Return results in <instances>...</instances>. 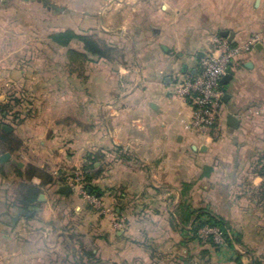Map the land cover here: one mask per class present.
Instances as JSON below:
<instances>
[{"label": "crops", "instance_id": "obj_1", "mask_svg": "<svg viewBox=\"0 0 264 264\" xmlns=\"http://www.w3.org/2000/svg\"><path fill=\"white\" fill-rule=\"evenodd\" d=\"M95 2L96 27L116 26L127 41L124 61L93 57L78 66L65 46L46 65L37 50L3 56L7 85L53 92L56 104L41 109L35 101L10 126L18 141L0 152L12 154L0 163V214L21 209L10 206L21 179L15 166L28 164L52 175L88 167L98 202L33 177L44 199L14 225L0 216V264L264 263V40L233 62L221 85L220 139L198 133L192 104L178 95L215 37L228 31L237 42L264 32V0ZM202 211L223 218L239 238L229 251L191 237Z\"/></svg>", "mask_w": 264, "mask_h": 264}, {"label": "rangeland", "instance_id": "obj_2", "mask_svg": "<svg viewBox=\"0 0 264 264\" xmlns=\"http://www.w3.org/2000/svg\"><path fill=\"white\" fill-rule=\"evenodd\" d=\"M105 1L110 2L112 0ZM68 7L73 9L69 10ZM80 7L83 8V10H80ZM96 7L97 3L95 0H0V64L5 62L3 56L10 51L13 56L12 59L17 60L19 59V53L21 50L24 53L27 52L25 55H29V51L31 50H37L39 52V60L41 61V64L46 65L48 60L50 61L51 59V53H56L58 58L59 55L57 54L61 55L66 51L64 47L54 42L50 38V35L66 29H72L80 34H97L108 44V46L113 48L111 54L112 58L124 61L129 52L127 41H121L122 39H118L116 33L119 31L116 30V26L111 25L109 27H103L100 25L101 27L99 29L96 27L95 20L99 16ZM74 8L78 10H74ZM100 11L102 13H109L111 9H108L107 5ZM69 24H72L73 28H70ZM30 37L34 38L31 39ZM66 48L75 65H81V63H83V57L81 58L80 56L76 54L73 55L69 52L70 49L79 51L84 50L79 41H72L70 46ZM17 54H19V56ZM14 56L18 57L15 58ZM91 62L93 61H88V64H92ZM15 76V74H12L10 75V78H13L14 80ZM6 78V75L0 74V104L2 101H5L7 97H21V89H17V86L13 84L7 85ZM28 92L32 98V103L38 101L41 109H44L45 107L47 108V106L50 107V105L53 106L54 103L56 104L55 94L53 92L44 91L42 93L32 90H28ZM38 102L35 106L38 105ZM25 107V105H22L20 109L21 112L19 113L20 115L22 113V115L26 117L31 110L28 112ZM3 113V109L0 105V123H4L3 127L5 125L15 127L20 122H16V120L9 115L7 118L4 117ZM17 139L18 138L15 137V141H18ZM16 143L17 142L13 144ZM43 170L51 174V169L45 168ZM64 173L65 172L59 171V174L53 175L56 178H59L62 177ZM55 184L56 182L52 183L56 188ZM71 190L73 191V189ZM41 193L45 194L46 191H42ZM95 194L96 193L92 194L89 191L86 195L81 193L84 197L89 195L97 200ZM21 219H24V216ZM21 225L24 227V220ZM77 236L78 235H75V239L78 238ZM198 243L202 246L209 245L207 242L202 243L201 241H198Z\"/></svg>", "mask_w": 264, "mask_h": 264}, {"label": "built area", "instance_id": "obj_3", "mask_svg": "<svg viewBox=\"0 0 264 264\" xmlns=\"http://www.w3.org/2000/svg\"><path fill=\"white\" fill-rule=\"evenodd\" d=\"M264 40V32L251 35L243 41L233 42L228 37L217 36L213 46L202 58L200 70L193 76L185 77L179 84L178 95L189 101L193 106L191 125L206 140H216L222 137L223 123L221 120L223 106L222 79L234 61L244 52L251 51L258 42ZM67 185L71 189L87 194L84 185V171L75 169L62 175V180L55 184L56 188ZM87 197H90L87 195ZM94 204L97 200L91 199ZM202 243L212 236L217 249L229 251L227 239L216 225L205 224L197 232Z\"/></svg>", "mask_w": 264, "mask_h": 264}, {"label": "trees", "instance_id": "obj_4", "mask_svg": "<svg viewBox=\"0 0 264 264\" xmlns=\"http://www.w3.org/2000/svg\"><path fill=\"white\" fill-rule=\"evenodd\" d=\"M50 36H51L50 38L53 41L65 47L70 46L71 42L74 40L81 42L83 49L85 50V53L74 49H70L69 52L73 55L76 54L81 58L83 57V61L84 60H88L89 62L94 61L93 57L113 60L111 55L113 48L108 46V44L97 34H80V33H76L72 29H66L64 31L52 33ZM20 94L21 97L18 96L7 97V99L5 101H2L0 104L4 112L3 116L6 118L12 116V118L16 120V122H19L23 118H25V116L22 115V113L21 115L19 113L21 112L20 109L22 105L26 106L25 108H27L28 112L32 110V98L30 97L28 90H22ZM3 124H4L3 122L0 123V152L9 149V146L6 145L5 142L8 144H13L17 142L15 141V137L13 136V134L3 127ZM0 169L2 168L0 167ZM85 170H86L84 174L85 188L86 189L92 188V193H96L99 190V188L97 185L94 184V179H95L94 174L90 173L88 167H86ZM15 171L17 175L20 176L21 179L18 182L16 188V199L14 202L10 204V206L19 207L21 209H27L29 212H31V216H33L35 215L34 208L40 204L39 195L42 192L41 189L42 184L41 185L34 184L31 181L32 178L35 176H39L43 179L42 183L44 184V183L57 182L58 180H62V177L56 178L52 174L47 173L46 171L41 170L40 168L32 164H28L24 168L20 166H15ZM205 224L216 225L217 227H219L220 230L225 235L230 248L233 247L234 241H239L238 237H235L233 239L230 237V235L226 230L227 226L223 218L203 211L197 214L196 217L191 222V237L193 239L200 241L197 232L198 229L204 226ZM207 243L210 246L217 248L216 247L217 245L214 243L212 236L208 237ZM239 259L240 258L238 256L237 260ZM239 264H243V263L239 261ZM250 264H264V263L259 259H255L253 263Z\"/></svg>", "mask_w": 264, "mask_h": 264}, {"label": "water", "instance_id": "obj_5", "mask_svg": "<svg viewBox=\"0 0 264 264\" xmlns=\"http://www.w3.org/2000/svg\"><path fill=\"white\" fill-rule=\"evenodd\" d=\"M222 35L223 36H229V39L232 38L233 34L228 32V31H224L222 32ZM256 47L257 48H260L262 49L263 48V43L262 42H258L256 44ZM233 76V72L231 71V69L228 70L227 74L223 77L222 79V83H227L231 80ZM238 119H236V117L234 115H229V124L232 126V127H238ZM5 129L11 131V127L5 125L4 126ZM11 157H12V154L10 152H4L3 154L0 155V163H5V162H8L9 160H11ZM22 164V163H20ZM58 191L60 192H70L71 191V188L67 185H62L58 188ZM89 192H92V188H89L88 189ZM44 196L45 194L44 193H41L40 196H39V199L40 200H43L44 199ZM2 215H7L8 216V219L5 220L6 223H8L9 225H14L16 224L19 219L21 218V216L25 215L26 217H29L31 216V212H29L27 209H20L16 214H12L9 210H6L4 212H2L0 214V216Z\"/></svg>", "mask_w": 264, "mask_h": 264}]
</instances>
